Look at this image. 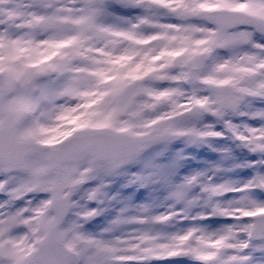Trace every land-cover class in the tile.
<instances>
[{
  "label": "snow or ice",
  "instance_id": "obj_1",
  "mask_svg": "<svg viewBox=\"0 0 264 264\" xmlns=\"http://www.w3.org/2000/svg\"><path fill=\"white\" fill-rule=\"evenodd\" d=\"M0 264H264V0H0Z\"/></svg>",
  "mask_w": 264,
  "mask_h": 264
}]
</instances>
